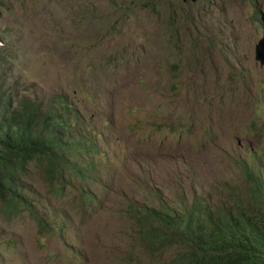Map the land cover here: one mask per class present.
Masks as SVG:
<instances>
[{
  "label": "rangeland",
  "instance_id": "rangeland-1",
  "mask_svg": "<svg viewBox=\"0 0 264 264\" xmlns=\"http://www.w3.org/2000/svg\"><path fill=\"white\" fill-rule=\"evenodd\" d=\"M263 36L264 0H0V94L12 108L66 96L68 135L95 148L90 184L59 177L56 195L34 164L17 178L33 212L0 207V264H163L184 247L148 245L145 208L199 197L254 215Z\"/></svg>",
  "mask_w": 264,
  "mask_h": 264
},
{
  "label": "trees",
  "instance_id": "trees-1",
  "mask_svg": "<svg viewBox=\"0 0 264 264\" xmlns=\"http://www.w3.org/2000/svg\"><path fill=\"white\" fill-rule=\"evenodd\" d=\"M71 107L68 98L59 95L46 108L30 98L21 99L12 108V102L0 94V207L6 215L33 212L14 185L32 164L43 166L56 195L64 188L54 186L59 177L69 186L93 181L89 168H94L91 156L95 148L89 140L80 147V139L68 135ZM66 165L71 168L65 169ZM243 171L255 200L261 199L254 215L214 211L199 197L183 211L144 209L146 214L138 223L159 225L143 232L151 241L148 245L157 249L184 247L163 264H264V178L246 162Z\"/></svg>",
  "mask_w": 264,
  "mask_h": 264
},
{
  "label": "water",
  "instance_id": "water-1",
  "mask_svg": "<svg viewBox=\"0 0 264 264\" xmlns=\"http://www.w3.org/2000/svg\"><path fill=\"white\" fill-rule=\"evenodd\" d=\"M256 59L261 63V65H264V36L256 45Z\"/></svg>",
  "mask_w": 264,
  "mask_h": 264
},
{
  "label": "clouds",
  "instance_id": "clouds-1",
  "mask_svg": "<svg viewBox=\"0 0 264 264\" xmlns=\"http://www.w3.org/2000/svg\"><path fill=\"white\" fill-rule=\"evenodd\" d=\"M251 166H255V165H251ZM255 170L257 171V173H259L264 178V168L260 169L259 167L255 166ZM261 170H263V171H261ZM93 181H87V182L90 184ZM82 197H84L85 199H89L90 201L93 199V196L90 194V197H89L88 193L83 194ZM165 262H167V261H165Z\"/></svg>",
  "mask_w": 264,
  "mask_h": 264
}]
</instances>
